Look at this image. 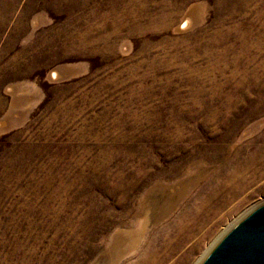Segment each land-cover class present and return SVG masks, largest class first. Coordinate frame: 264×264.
Returning <instances> with one entry per match:
<instances>
[{
  "label": "rangeland",
  "instance_id": "rangeland-1",
  "mask_svg": "<svg viewBox=\"0 0 264 264\" xmlns=\"http://www.w3.org/2000/svg\"><path fill=\"white\" fill-rule=\"evenodd\" d=\"M262 200L264 0H0V264H196Z\"/></svg>",
  "mask_w": 264,
  "mask_h": 264
},
{
  "label": "water",
  "instance_id": "water-1",
  "mask_svg": "<svg viewBox=\"0 0 264 264\" xmlns=\"http://www.w3.org/2000/svg\"><path fill=\"white\" fill-rule=\"evenodd\" d=\"M196 264H264V200L227 227Z\"/></svg>",
  "mask_w": 264,
  "mask_h": 264
},
{
  "label": "bare ground",
  "instance_id": "bare-ground-1",
  "mask_svg": "<svg viewBox=\"0 0 264 264\" xmlns=\"http://www.w3.org/2000/svg\"><path fill=\"white\" fill-rule=\"evenodd\" d=\"M136 237V236H135Z\"/></svg>",
  "mask_w": 264,
  "mask_h": 264
}]
</instances>
